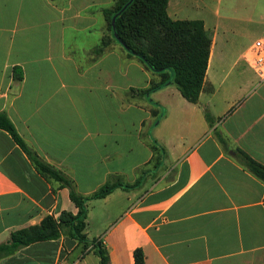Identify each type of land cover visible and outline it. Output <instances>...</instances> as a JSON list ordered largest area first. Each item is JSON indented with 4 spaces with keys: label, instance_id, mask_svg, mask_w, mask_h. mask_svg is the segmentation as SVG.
Wrapping results in <instances>:
<instances>
[{
    "label": "crops",
    "instance_id": "0c3cea01",
    "mask_svg": "<svg viewBox=\"0 0 264 264\" xmlns=\"http://www.w3.org/2000/svg\"><path fill=\"white\" fill-rule=\"evenodd\" d=\"M118 0H0V113L39 158L90 196L85 235L110 264H264V0H169L173 20H200L212 44L197 104L108 36ZM23 74L22 80L14 78ZM209 115V117H208ZM161 174L158 178L157 174ZM156 175L150 182L149 176ZM76 214L70 189L48 180L0 129V245L52 215ZM94 264L70 236L37 242L0 264Z\"/></svg>",
    "mask_w": 264,
    "mask_h": 264
},
{
    "label": "trees",
    "instance_id": "16d2710c",
    "mask_svg": "<svg viewBox=\"0 0 264 264\" xmlns=\"http://www.w3.org/2000/svg\"><path fill=\"white\" fill-rule=\"evenodd\" d=\"M168 3L169 0H118L111 10L106 11L110 32L99 50L107 48L111 41L119 43L114 37L112 26V20L115 18L119 44L125 46L130 56L138 58L149 70L161 75V82L153 83L149 89L141 92L149 94L174 84L185 99L197 104L201 93L208 90L206 72L212 38L200 20L171 19L167 11ZM17 70L14 69L16 71L14 78L22 80L23 74L17 75ZM0 129L12 136L42 176L70 189L71 199L78 208L76 214L65 211L59 219L48 215L39 225L13 232L9 243L0 245V259L37 242L70 236L79 243L91 245V249L100 258V264H110L109 253L103 241L99 239L89 241L84 233L88 218V203L106 198L118 188L124 190L140 188L145 177L142 176L132 185H124L120 182L107 183L92 195L84 197L76 191L72 180L39 158L19 135L15 125L5 113H0ZM245 157L249 170L264 182V166L247 155ZM134 257L135 264H145L142 249H137Z\"/></svg>",
    "mask_w": 264,
    "mask_h": 264
},
{
    "label": "built area",
    "instance_id": "2783aa9c",
    "mask_svg": "<svg viewBox=\"0 0 264 264\" xmlns=\"http://www.w3.org/2000/svg\"><path fill=\"white\" fill-rule=\"evenodd\" d=\"M254 50L258 52L259 54L264 53V39H260L256 41L254 45Z\"/></svg>",
    "mask_w": 264,
    "mask_h": 264
},
{
    "label": "rangeland",
    "instance_id": "374dc122",
    "mask_svg": "<svg viewBox=\"0 0 264 264\" xmlns=\"http://www.w3.org/2000/svg\"><path fill=\"white\" fill-rule=\"evenodd\" d=\"M106 26H107V30L109 31V27H108L109 25H108V22L106 23ZM109 32H110V31H109ZM108 35H109V34H108ZM160 175H161V174L159 173V174H157V177H156V175L153 176V177L149 176L147 180H148L149 182H150V180L153 181L154 179L158 178ZM155 177H156V178H155ZM93 257H94V256H92V254H91L90 256L87 257V260H88V263H89V264H94V262H93V260H92Z\"/></svg>",
    "mask_w": 264,
    "mask_h": 264
},
{
    "label": "water",
    "instance_id": "95a60500",
    "mask_svg": "<svg viewBox=\"0 0 264 264\" xmlns=\"http://www.w3.org/2000/svg\"><path fill=\"white\" fill-rule=\"evenodd\" d=\"M112 26H113L114 37L120 43V38L116 33V20H115V18H113V20H112ZM121 45H122V47H124V49H126L122 43H121Z\"/></svg>",
    "mask_w": 264,
    "mask_h": 264
}]
</instances>
